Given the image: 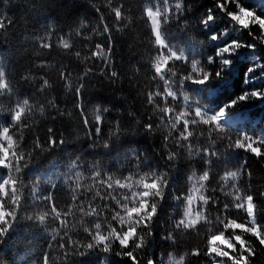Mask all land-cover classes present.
<instances>
[{"label": "trees", "instance_id": "trees-1", "mask_svg": "<svg viewBox=\"0 0 264 264\" xmlns=\"http://www.w3.org/2000/svg\"><path fill=\"white\" fill-rule=\"evenodd\" d=\"M148 9H162L164 49ZM263 25L264 0H0V136L10 138L0 264H167L170 253L184 264H264V152L244 149L264 140ZM193 107L225 125L185 126L178 117ZM205 171L204 219L182 226ZM145 184L146 207L127 226ZM220 233L234 245L227 257L210 251Z\"/></svg>", "mask_w": 264, "mask_h": 264}, {"label": "rangeland", "instance_id": "rangeland-1", "mask_svg": "<svg viewBox=\"0 0 264 264\" xmlns=\"http://www.w3.org/2000/svg\"><path fill=\"white\" fill-rule=\"evenodd\" d=\"M163 10L167 11V6H164ZM162 9H148L146 11L147 17L149 19V23L153 32V35L156 40V44L160 49H164L165 45L162 42L159 35V20L161 17ZM252 15L247 11H242L241 15L238 17V22L241 25H245L249 22ZM257 21V20H256ZM264 29V25H263ZM168 58L164 55H161L155 62V71L158 74H161L165 69V64L167 63ZM2 90V89H0ZM178 120L183 123L185 126H188L191 121H196L198 123H209L217 126L225 125V118L220 113L209 112L204 108L193 107L190 108L189 111L183 113L178 117ZM9 148L10 142L8 133L3 131L0 136V168L6 169L8 167V159H9ZM244 149L246 151L251 152L252 154H259L261 151L264 152V140H255V141H247L244 145ZM201 181L200 179L192 181V189L189 195L185 198V211H187V217L184 216L180 221V224L184 226L185 224L189 225L188 228H194L201 221L199 219V215L204 210L205 200L203 198L202 190L200 189ZM10 187L9 183L4 181L0 184V189L2 195L6 194L7 189ZM153 188V184H145L142 187V191L132 194L130 206L127 210V215L129 216V220L127 221V226L130 222L135 221V217H141L142 213L146 207L147 200L150 196V190ZM5 217V214L0 209V221H2ZM233 228H241L235 224H232ZM132 237V231L127 230L123 235L116 236V239L120 244H126L127 241ZM217 237V236H215ZM214 237V238H215ZM221 239H225L223 236ZM228 241V240H227ZM228 243H230L228 241ZM215 249V251H213ZM231 250L227 246L220 244L218 240L212 239L210 243V251L213 254H217L219 252V256L227 257L228 255H224V253ZM218 255V254H217ZM222 264V263H215Z\"/></svg>", "mask_w": 264, "mask_h": 264}, {"label": "clouds", "instance_id": "clouds-1", "mask_svg": "<svg viewBox=\"0 0 264 264\" xmlns=\"http://www.w3.org/2000/svg\"><path fill=\"white\" fill-rule=\"evenodd\" d=\"M114 11H118V9H117V10H114ZM146 11H147V10H146ZM212 38L215 39V36H213ZM45 46H47V45H45ZM62 46H65V45L62 43ZM225 50H226V49H218L216 55H220L221 52H223V51H225ZM208 62H209V63L212 62V57H211V56L208 57ZM199 63H200L199 60H195V61L192 62V65H191V70H192V72L199 73V72H202V71H203L202 68H198V67H197V65H199ZM206 75H207V74H206ZM186 78H187V79H191V75H189V76L186 77ZM44 84H45V85L48 84L47 80L44 81ZM5 87H6V83H5V79H4V73H3L2 71H0V89H4ZM165 91L167 92L168 90L165 89ZM27 105H28V100L25 99V100L23 101V104L17 107L16 111H15L14 114H13V123H16V122H17L16 113H17V112L22 113L23 110H24V107L27 106ZM173 127H175V125H173ZM4 131L7 132L8 129H4ZM97 131H98V130H97ZM9 139H10V138H9ZM17 170H19V169H17ZM165 175H166V173H163V172H162V173H160L159 176H155V182H156V183L154 184V188H155V190H154L153 194L156 195V196H158V197H159V196H162V193H163V187H162L163 179H162V178H163V176H165ZM226 175H227L228 177H231V178L235 179V178L238 176V173H237V172H230V173H227ZM208 178H209V173H208L207 171H205V172L202 174V176L200 177V181H201L200 189H203V187H204L203 182L206 181ZM189 179L191 180L192 177H189ZM222 179H223V177H222ZM144 180H145V176H141V177H140V180L137 181V183L140 184V183H142ZM124 186H128V187H130V185H124ZM190 191H191V189H190ZM134 195H135V193H134ZM249 199H250V198H249ZM124 207H125V209H127V205H125ZM88 214L91 215L92 213H88ZM154 214H155V205L152 206V211L149 213V215L151 216V215H154ZM187 215H188V213H187V211H185L184 216L187 217ZM199 219H200V220H203V219H204V216H203L202 213L199 215ZM121 222H125V223H126V221H124L123 219H122ZM184 226H185V227H188L189 225L185 224ZM96 227L99 228V225L97 224ZM85 231H88V229H85ZM222 236H223V233H220L217 237H215V238L210 237L209 239H210V240H212V239H216V240L219 241L220 244H223V245L227 246L228 248L234 250V245H231L230 243H228V241H227L226 239H221L220 237H222ZM235 239L237 240L238 243L240 242V238H239V237H236ZM126 246H127V245H125V247H126ZM140 246H141V245H139V244L137 245V247H140ZM104 250L107 251V250H108L107 247H105ZM213 251H215V249H213ZM195 254H198V253H195ZM217 254L219 255L220 253L217 252ZM117 255L119 256L120 253H117ZM224 255H228V253L225 252ZM184 261H185V256H184L183 254L177 259V258H174V257L172 256V254L170 253V254H169L168 261H167V264H184ZM149 264H154V262H151V261H150Z\"/></svg>", "mask_w": 264, "mask_h": 264}]
</instances>
